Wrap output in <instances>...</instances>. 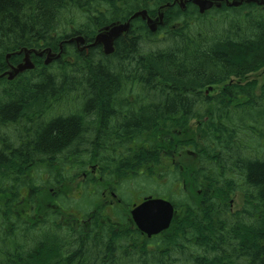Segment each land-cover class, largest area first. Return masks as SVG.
<instances>
[{"label":"trees","instance_id":"trees-1","mask_svg":"<svg viewBox=\"0 0 264 264\" xmlns=\"http://www.w3.org/2000/svg\"><path fill=\"white\" fill-rule=\"evenodd\" d=\"M176 1L0 0V73L8 55L62 52L32 77H0V264H264V83L240 84L264 70V5L200 14ZM128 21L111 54L68 42ZM186 149L198 163L172 171L180 198H166L158 236L71 206L79 177L118 192L129 177L156 182L162 158Z\"/></svg>","mask_w":264,"mask_h":264},{"label":"rangeland","instance_id":"rangeland-1","mask_svg":"<svg viewBox=\"0 0 264 264\" xmlns=\"http://www.w3.org/2000/svg\"><path fill=\"white\" fill-rule=\"evenodd\" d=\"M178 5L181 6V8L185 9V6L189 3V1L186 0H179L176 1ZM193 4V3H192ZM194 5V4H193ZM198 9V8H197ZM211 11V8L208 10H205L204 12ZM199 12V11H198ZM203 12V13H204ZM202 14V13H200ZM208 18V17H207ZM206 18V19H207ZM215 22V21H214ZM151 25H154L152 23ZM217 28H220L217 26ZM221 29V28H220ZM72 41V39L70 40ZM69 42V41H68ZM93 47L96 45L92 43ZM99 45V44H98ZM103 49V46H102ZM60 56L59 59H61L62 52L60 51L58 53ZM46 58H51V60L48 62L47 65L55 63L57 60L52 55H46ZM67 60V59H62ZM30 75V74H29ZM231 81H236L234 79H231ZM249 83L250 85H255L256 90H260L262 84L264 83V70L257 71L255 73L250 74L249 76L245 77L244 80L240 83ZM222 86L221 85H213L209 88H206L203 90L205 95H215L218 91V89ZM196 125L197 122L195 120H191L189 123V128L193 129L191 132L196 131ZM11 131L2 130L0 132L1 136L9 135ZM193 155L191 150H185L180 152L178 155H171L170 157L166 156L165 158H162L161 160V166L157 168V176L158 178H155L156 182L149 181L145 177H135L127 179L124 183L121 184L119 191L117 192V186L115 187L114 191L111 190L110 187L99 184V187H95L92 184H88V188L92 192H94L95 195H92L90 191H87L83 187V178L79 177L75 179L73 182L69 183L68 188L72 193V199L71 206L74 210H76L77 214L80 212V214L88 215L90 212H92V209L98 205H102L103 209H101V215L104 219H109L114 221L116 224H120L122 222V218H125L128 221H132L130 217L129 210L131 209L132 205H139L143 200L141 198L151 196L154 199H171V197L174 199H179L180 194H176V186L178 187L179 184L171 183L172 176H173V170L176 168L179 170L180 173L184 174L186 173L187 167L195 168L196 164L198 162V158L192 157ZM94 167V166H93ZM94 173L95 175L99 176L96 167H94ZM97 176V177H98ZM117 188V189H116ZM96 189V190H95ZM83 190L87 192H83ZM79 192H83L80 194ZM98 192V195L96 196V193ZM114 194L113 196L111 195ZM186 193V192H185ZM199 191L196 193V195L199 196ZM157 196V197H153ZM123 198V199H122ZM118 199H122L123 203L119 204ZM241 194L239 191H236L233 194V198L231 201V210H235L240 208L241 205ZM108 204H112V207ZM128 206L127 209L124 208V206ZM126 215V216H125ZM128 223V222H127Z\"/></svg>","mask_w":264,"mask_h":264},{"label":"water","instance_id":"water-1","mask_svg":"<svg viewBox=\"0 0 264 264\" xmlns=\"http://www.w3.org/2000/svg\"><path fill=\"white\" fill-rule=\"evenodd\" d=\"M193 3L197 8L199 13H203L205 10L212 8L214 5L219 7V4H215L212 0H188ZM242 3H256L258 5H264V0H236L228 2L225 4L228 7H237ZM146 15L145 11L135 13L130 17V20L142 16L144 18ZM150 20H148L149 22ZM129 28V21L123 24L112 25L111 27H106L101 33H99L95 39L94 44H101L103 46L104 54H110L113 51V41L117 39L121 34L125 33ZM151 31H155V25H149ZM76 42L83 43V39L78 37L75 39ZM30 52H28L29 54ZM59 56V55H58ZM47 58L46 64L50 61ZM32 68L29 59L26 57L24 63L18 65L14 69V74L21 72L25 69ZM174 215V209L170 202L164 199H154L152 197L144 198L139 205L133 206L130 211V217L134 223L136 229L140 233L146 235L147 238L158 235L161 232L168 229L172 218Z\"/></svg>","mask_w":264,"mask_h":264},{"label":"flooded vegetation","instance_id":"flooded-vegetation-1","mask_svg":"<svg viewBox=\"0 0 264 264\" xmlns=\"http://www.w3.org/2000/svg\"><path fill=\"white\" fill-rule=\"evenodd\" d=\"M186 1H188V0H186ZM70 44H74V46L78 49V48H81V50H84L86 53L88 52V49H90L91 47H93V45H92V43H91V41H89V42H84L83 41V43H77V42H69ZM99 46H101L102 47V45L101 44H99ZM28 58L29 59V62H30V64H32V68H30V69H25V70H23V71H21V72H18L17 74H14V69L18 66V65H21V64H23L24 63V59L25 58ZM44 57V55L42 54V53H37V54H34V53H23V57H20L21 59H20V61L19 62H12V58H11V56L10 57H7L6 59V66H5V68H3V69H1V73H0V77H3V78H5V80L7 81V82H12V81H14V80H16V79H22V78H28V77H32V75H29V73L28 72H30V71H32L33 69H34V66L33 65H35L36 64V62H37V60H39L40 58H43ZM59 57L60 56H58V54H56V59L58 60L59 59ZM54 58V59H55ZM9 78V79H8ZM89 172L91 173V174H93V175H95V173H94V167L92 166V167H90L89 168ZM84 177V176H83ZM111 195L113 196L114 194H112L111 193ZM119 201V200H118ZM109 206H112V204H108Z\"/></svg>","mask_w":264,"mask_h":264},{"label":"bare ground","instance_id":"bare-ground-1","mask_svg":"<svg viewBox=\"0 0 264 264\" xmlns=\"http://www.w3.org/2000/svg\"><path fill=\"white\" fill-rule=\"evenodd\" d=\"M29 52V50L28 51H26L25 53L27 54ZM30 53H34V54H37L35 51H32V52H30ZM7 57H10V55H8V56H6V58ZM40 60V63H38V64H40V69L41 70H43V71H45V69H46V67L48 66L45 62H46V60H47V58L46 57H43V58H40L39 59ZM34 66V69L36 68V64L35 65H33ZM33 69V70H34ZM4 77V76H3ZM3 77H1V78H3ZM9 79V78H8ZM47 121V120H46ZM44 123L45 122V120H42V121H39V119L38 120H36L35 121V123H34V126H33V130H34V132L32 133V138H34V136H36V132H35V129H37L38 127H39V124L40 123ZM37 131V130H36ZM85 141L83 140V141H80L79 142V144H78V146H82L83 145V143H84ZM72 150V149H71ZM71 150H69V151H71ZM28 165H30V163H27V165L26 166H28ZM25 166V167H26Z\"/></svg>","mask_w":264,"mask_h":264}]
</instances>
